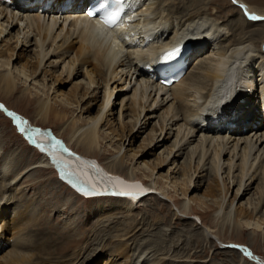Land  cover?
<instances>
[{"label":"bare ground","instance_id":"obj_1","mask_svg":"<svg viewBox=\"0 0 264 264\" xmlns=\"http://www.w3.org/2000/svg\"><path fill=\"white\" fill-rule=\"evenodd\" d=\"M65 1L0 0V56L6 54L8 58L5 63L7 67L0 71V91L14 96L21 87L20 80L27 84L41 77L47 88L44 89L45 95L42 94L38 100V116L42 121H46L52 114L59 121L66 120L69 135L68 143L60 144L54 136L41 131L35 134L33 127L22 123L29 140H34L39 148L43 146L44 156L29 166L30 158L24 159L25 163L17 166L10 160H2L0 264H98L99 257L106 255L109 245L113 250L105 264L109 261L111 264H198L209 252L205 245L209 244L213 235L217 237L225 226L231 224L237 233L251 231L254 238L257 236L264 240V214L257 217L264 204V52L262 44L256 45L258 41L264 43L263 32H245L243 29L239 32L242 28L239 23L225 24L217 19L215 13L209 12L206 0H143L134 12L139 18L132 26L127 24V28L118 27L119 30L115 29L109 34L95 27L90 20H85L83 7L86 0H69L66 6ZM230 1L248 18L247 24L253 25L264 18V13L256 11L253 4L242 0ZM16 29L18 31L13 33ZM256 35L260 39L254 40ZM209 38L214 40L212 45L203 43ZM186 42L192 45L189 63L203 56L191 71L187 70L171 86L162 85L148 75L145 65H154L156 56L163 49ZM30 51L33 56L27 58L26 64L21 68L15 67L12 62L20 60L23 53ZM81 75L87 80L85 90H82L83 82L79 81ZM52 77L56 81L51 82ZM74 79L78 81L72 90L68 94L63 92L60 87L71 84ZM49 81L51 85H48ZM101 87L105 89L103 101L97 114L91 115ZM236 88L237 92L245 91L246 94L250 90L257 91L258 98L233 95ZM116 90L118 95H124L120 103L117 102L119 96L114 100L116 102L111 101ZM27 92L28 88L25 87L22 95ZM59 102L65 104L62 111L75 110L79 115L71 121L67 120L65 112L57 113ZM258 105H261V110ZM117 106H120L118 128H123L129 117L132 120L131 132L126 135L122 130L119 136L114 131L107 134L103 131L104 136L112 135V140L119 142L117 157H112L107 166L111 175L105 176L103 170L87 162L86 157L83 160L71 154L68 149L73 140L86 156L101 152L105 140L100 137L101 126L109 118H114ZM0 109L5 110L13 119L17 116L15 120L19 124L23 122L20 115L8 110L2 103ZM228 111L232 119L247 115L245 123L231 124L227 128L224 115ZM152 122L155 123L148 146L150 153H155L174 138L171 148L166 147L160 153L158 160L162 158L163 162L160 168L168 165L173 158V166L168 171L180 173L185 178L188 176L189 182L185 188L189 191L193 187L195 189L193 178L196 174L201 177L204 173H210L214 178L208 190L218 192L220 200L212 192H207L205 197L211 198L210 201L217 207L216 216L206 219L209 212L202 213L199 219L205 227L197 233L192 234L197 229L195 227L189 230L190 235L173 233V230L161 227L167 222L165 218L135 215V203L139 201V195H131V192L136 193L141 189L136 190L130 185L134 181L131 180L132 176L128 179L131 183L113 177L132 165H138L142 170L139 166L142 162L139 161L145 160V152L139 154L131 149L119 154L125 143L133 147L135 140ZM185 155L187 157L180 165L178 162ZM225 156H229L228 162L223 160ZM19 159L23 158L20 156ZM54 166L61 168V174L68 182H72L73 187L82 188L87 193L103 195L121 190L122 193L129 192L127 196L137 199L126 198L124 194L115 196L118 203L116 211H121V216L109 211L107 207H100L97 210L100 229L96 227L83 240L73 241L72 236L61 243L62 236L64 238L66 234L54 229V236L37 244L35 239L46 235L43 222H39L43 228L39 226V231L30 232L32 226L36 229V221L27 223V215L20 208L15 211L13 218L5 217L12 210L10 204L20 198L19 181H33V187L37 183L34 179L29 180L33 175L30 172L38 171L41 175L47 168ZM155 171L153 168L150 179H146L150 191L161 200L176 202L177 199L172 200L166 188L171 185L175 188L177 182L172 183L173 180H170L166 182V188L158 187ZM10 176L13 178L7 183L6 179ZM237 178H240L239 182ZM256 183L260 187L258 197L254 200L249 197L246 205L235 206L236 199L241 200L250 195ZM233 185H238L235 199L225 205ZM184 194L182 205L176 209L174 217L180 213L188 214L186 216L193 213L192 200L187 197V193ZM203 203L206 204L205 201L200 204ZM23 207L29 210L28 205ZM242 219L255 222L247 221L241 226ZM85 239L86 243L79 247ZM218 239L225 242L230 238ZM74 247L76 251L70 253ZM54 251H57L59 257ZM229 253L231 251L214 253L211 260L203 264H213V260ZM252 254L253 257L256 255L254 252ZM239 255L240 260L232 257L236 264H251L244 254ZM222 264L234 263L224 260Z\"/></svg>","mask_w":264,"mask_h":264},{"label":"rangeland","instance_id":"obj_2","mask_svg":"<svg viewBox=\"0 0 264 264\" xmlns=\"http://www.w3.org/2000/svg\"><path fill=\"white\" fill-rule=\"evenodd\" d=\"M188 1H194V0H188ZM208 2V9L209 12L215 13V16L217 17L218 20L224 21L226 23L234 24V23H239L242 28L240 29L239 32L245 31V32H251L255 30H260L264 34V20H259L261 22L253 23V25L247 24L248 18H246L242 14V10L235 4H233L230 0H206ZM246 1L250 4H253L257 9L256 11L264 13V0H242ZM250 20V19H249ZM251 21V20H250ZM252 22V21H251ZM18 29L15 31H12L13 33H16ZM203 38V37H202ZM260 39L258 35L255 36L254 40ZM259 42V41H258ZM256 43V45L260 46L262 44V51L264 52V43L260 41L259 43ZM203 43L207 44H213L214 40L212 38L204 40ZM18 52L15 53V56L17 55ZM33 56V52H27L23 53L22 57L20 60L15 59L12 63L14 64L15 67L21 68L24 64L27 62V58H30ZM7 55L3 54L0 56V71L7 67L5 64L8 58L6 59ZM203 56H199L198 58H195V60H192L189 63V68L187 69L190 71L196 66L198 61L202 59ZM255 61V60H254ZM12 68V65H11ZM59 68H57V71ZM244 70V69H242ZM61 72V71H59ZM243 73V72H242ZM241 73V74H242ZM58 74V73H57ZM53 79V77L51 78ZM78 79V78H77ZM77 79H74L73 82L67 83L63 85L62 91L66 92L67 94L72 90V87H74V84L77 83ZM79 81H82V90H85L87 88V80L84 77V75L79 76ZM18 81V80H17ZM33 81V80H32ZM56 81L54 78L51 80V82ZM21 82V83H20ZM19 84L21 87L18 89L19 92L16 93L14 96H9L4 93V91H0V103L4 104L6 108L10 111H13L17 113L18 115L21 116L22 121L21 123H24V125H29L33 127V130H39L47 135H52L56 139L57 142L60 144L64 143L67 144L68 141V128L66 120L59 121L55 117H53V114L47 118L46 121H42L40 117L38 116V100L39 97L44 94V89L46 90V86L43 84V81L41 77L36 78L33 82H27V84L24 83V81L20 80ZM51 82H48V85H51ZM245 86H248L245 85ZM27 87L28 92L26 95H22V90ZM236 91L233 95H241L242 97L244 96H250L255 98H258V92L254 90H250L248 94L244 92H237ZM100 92L98 93V99L97 103L93 106V109L91 111V115L97 114V111L103 101L104 98V87H101ZM31 91V93L29 92ZM83 93V91L81 92ZM120 97L118 99V103H120L123 99V94L118 95V90H116L111 97V101H114L117 97ZM118 97V98H119ZM66 102V100H64ZM116 102V101H114ZM257 102V100H256ZM260 102H258L259 104ZM62 104V105H61ZM65 104L59 102V106L57 107V113L60 112H65L67 120L69 119L70 121L73 118H76L79 113L75 110H70V111H62L61 109L63 108ZM67 105V104H66ZM231 105V104H230ZM229 106H226L224 108L228 109ZM252 106V105H249ZM261 105H258V108ZM256 108V106H255ZM117 114L114 113V118H109V121L101 126V135L103 140V144L101 147V152H108L107 154H102L100 151H98V154H93L91 156H86L84 151L79 149V147H76L75 144L73 143L72 140V146L69 147L71 150V154L80 157L81 159L85 160L84 157L87 158V162L92 163L93 165L97 166L100 170H103L105 173V176H109V170L107 166L109 165L108 162L111 161L112 157H117V152L119 151V142L116 141V139H113L112 135L104 136V133H112V131L115 132V134H118L119 136L123 131H125L126 135H129L131 132V126L132 120L128 117L126 118V124L123 126V128H118V119H119V110L120 106H117ZM239 110V109H238ZM259 110H261L259 108ZM229 112L227 115H224L225 117V125L227 128H230L229 125L237 123L239 124H244V118L247 115H242L238 116V118L233 117L235 120L234 123H232L233 119L229 116ZM86 116V114H85ZM14 119L9 117L7 112L5 110L0 109V166L2 165L1 162L2 160H10L14 166H17L18 164L25 163L24 159L30 158L28 162V166L34 163H37V161L44 156L45 152L44 150H41V148L37 147V144H32V142L29 140L27 137L26 133H22L19 130V127L16 126V124L13 123ZM241 120V121H240ZM243 120V121H242ZM156 121V120H155ZM17 122V121H16ZM15 122V123H16ZM18 123V122H17ZM155 122H152L150 125L147 126V128L141 133V135L135 140L133 147L128 146V142L125 143V146L123 147L122 152L119 155H122L125 150H131L134 149L136 153L141 154L142 152H145V160L142 161L140 160L139 163H141L140 168H138V165H135V167L132 165L130 168H127L126 171L123 173L116 174V176H113L114 179L118 178L121 179L122 181H128V179L134 180L132 183L133 185H138L141 187V184L143 185L141 189L146 190L149 193L145 195L141 200L139 204L138 202L135 203L137 207L134 209L135 215H145L146 217H153V216H158L165 218L167 220L166 224L162 225V228H168L170 230H173V233H182L183 235H190L189 230L191 231V228L195 227L197 229H194L192 231V234L197 233L200 231V229H204L205 225L202 224L201 220L199 217L201 216L202 213L209 212L207 214L206 219H210L211 217L216 216V206L213 204L211 198H207L206 193L207 192H212L213 194H216V199L220 200V195L218 192L215 190H208V187L210 184H212V180L214 179L212 175L210 176V173H204L201 175V177L194 176L193 178V184L195 185V189H191L189 191L187 188H185V185L188 184L189 178L188 176L185 178L183 175L180 173L173 174L169 172L168 170L173 166V158L169 160V164L160 168L162 165V158L161 161L158 160L160 153L163 152L166 147L171 148V144L174 140L172 138L170 141H168L164 146L160 147L157 149L155 153H150V149H148V146L150 144V139H151V131L153 128ZM227 123V124H226ZM19 124V123H18ZM42 128V129H38ZM202 128H205V126H202ZM25 129V128H24ZM45 129V130H43ZM46 129H51L46 130ZM111 130V131H110ZM123 130V131H122ZM240 130V129H239ZM104 131V133H103ZM37 134V132H35ZM28 139H26V138ZM62 142H60L59 140ZM199 139V138H198ZM197 139V140H198ZM109 140V141H108ZM30 143H29V142ZM196 144V142H195ZM36 145V146H35ZM73 147V148H72ZM131 154V153H130ZM151 154V155H149ZM187 154V153H186ZM25 155V156H24ZM166 155V154H165ZM21 156V160L19 157ZM187 155L183 156L179 160V164L181 165ZM228 157L225 156L223 160L225 162H228ZM32 159L34 161L32 162ZM131 160H134V158L131 157ZM25 167V166H24ZM138 168V169H137ZM153 168L156 170L154 177H156V182L158 183V187H165L166 188V182L170 180H173L172 183L175 181L177 182L178 185H174V187H169L166 188L168 190L172 200H176V202L173 201H164L158 198L157 195H155L152 191H150V184L146 179H150L151 172L153 171ZM151 169V170H150ZM136 171V174L134 175L133 173ZM138 172V173H137ZM33 175L31 176L32 180L34 179V182L36 185L31 187L33 181L25 183L24 180L19 181L20 185V197L18 201L10 204L12 205V210L8 211L7 217L5 219H11L15 216V211L22 210L25 212L27 215L26 220L27 223H32L33 221H36V229L33 228V226L30 228V232L33 230L39 231L38 227L43 226L39 222L44 223V228L43 230L46 231V235H41L39 238H36L37 244L42 242L44 239L54 236L56 233H54V229L56 232H61L65 233L66 236L63 238L62 234V239L61 243L65 240H69V238H72L73 236V241H80L79 239L83 240L84 236L87 237L88 234H90L96 227L97 230L100 229V226H98V220L100 219L97 210L101 208H109V211L115 212L117 215H122L121 211H116V205L117 199H115V196L109 197V193L103 194V195H97L95 197H85L76 192V187L74 186V189L67 183L64 182V180L60 179V176L58 175L57 171L54 168H47L46 171L43 174H39L38 171H31ZM29 173V174H30ZM113 174V173H112ZM225 176V175H224ZM149 177V178H148ZM12 176L8 177L6 179V182H10L12 180ZM111 179L112 177H107ZM238 182L240 181V178H237ZM179 180V181H178ZM127 182V183H128ZM168 182V183H169ZM185 182V183H184ZM22 183V184H21ZM228 183V182H227ZM182 184V185H181ZM26 185V186H25ZM28 185V186H27ZM73 186V184H71ZM214 185V183H213ZM264 185V182H263ZM180 186V187H179ZM76 189V190H75ZM138 189V188H137ZM178 191L176 192L175 191ZM238 189V185H233L230 189L227 201H233L235 199V195ZM24 190V191H23ZM260 187L258 183H256L253 186V189L250 193V195H247L244 199L239 200V198L236 199L235 201V206L239 207L241 205H246V201L249 197H252L253 200L255 197H258V193H260ZM185 193H187V197L191 198V203H193L192 210L193 213L190 216H186L188 214H179L174 217L175 211L177 208H179L182 205V202L185 198ZM53 193V194H52ZM211 193V194H212ZM55 194V196H54ZM127 197H133V196H127ZM126 197V198H127ZM52 198V199H51ZM134 198V197H133ZM135 201L137 198H134ZM205 201L206 204H200L201 202ZM178 203V204H177ZM50 204V205H49ZM28 205L29 210H24L23 206ZM53 206V207H52ZM214 207V208H213ZM57 210H56V209ZM137 208V209H136ZM212 209V210H211ZM215 213H214V212ZM264 214V204L263 207L261 208V214H259L257 217L260 215L262 216ZM117 216V217H120ZM173 217V218H172ZM177 219V220H176ZM217 220V219H216ZM195 221V223H194ZM255 222L254 220H248V219H242L241 221V226H244L245 222ZM217 223L215 222V225ZM243 224V225H242ZM246 229V228H245ZM58 230V231H57ZM175 230V231H174ZM217 230H219V227H217ZM233 224L231 226H225L221 233L217 235H213V238H211L209 244L205 248L209 252L206 253L205 258L199 261L198 264H203L204 261H210L214 253L220 252V251H231L229 255H223L221 257L216 258L213 264L216 263H224V260H229L230 262L236 264L234 262V258L236 257V260H240V255L239 254H244L243 256L247 257L250 260L251 264H264V240L262 238H258L257 236L252 235L251 231H244V232H236L234 231ZM87 232V233H86ZM60 237V236H59ZM230 238L225 242H221L218 238ZM232 238L233 241H232ZM87 239H85L81 245L83 246L84 243H86ZM214 245H213V244ZM240 243V244H239ZM198 246V245H196ZM211 246V247H210ZM241 246V249L238 247ZM111 248V249H110ZM243 248V249H242ZM40 249L42 250V245H40ZM75 249V250H74ZM72 249V252L76 251V248L74 247ZM113 250L112 246L109 245L106 255L99 257L98 264H105L106 260L110 258V252ZM244 250V253L242 251ZM2 253V251H0ZM57 251H54L57 257L59 255L56 253ZM237 252V255H234V253ZM252 252L256 253L254 255ZM224 253V252H223ZM250 253L251 255H248ZM68 255V254H65ZM243 258V257H242ZM252 259V260H251ZM212 263V262H211ZM78 264H84V263H78ZM111 262L109 261V263Z\"/></svg>","mask_w":264,"mask_h":264},{"label":"snow or ice","instance_id":"obj_3","mask_svg":"<svg viewBox=\"0 0 264 264\" xmlns=\"http://www.w3.org/2000/svg\"><path fill=\"white\" fill-rule=\"evenodd\" d=\"M88 15L90 17H94L95 13L89 12ZM119 19H120V12L119 11H114V12H111L110 14H108L107 16H104L103 17V22L106 25H108L109 27H114L117 24V22L119 21ZM180 51L181 50L179 48L174 49L173 51L166 53L165 56H164V59L165 60L175 59L176 57L179 56ZM10 115H12V114L10 113ZM18 127H19V130L23 133L24 132L23 124L22 123L19 124ZM34 132H39V130H34ZM31 142L35 143L34 140H32ZM40 147H41V150H43V146H40ZM248 255H251V254L248 253Z\"/></svg>","mask_w":264,"mask_h":264}]
</instances>
